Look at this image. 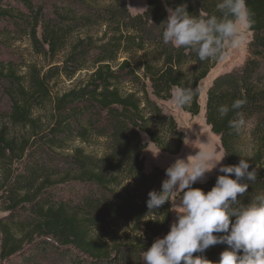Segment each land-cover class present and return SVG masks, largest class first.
<instances>
[{
  "label": "trees",
  "instance_id": "obj_1",
  "mask_svg": "<svg viewBox=\"0 0 264 264\" xmlns=\"http://www.w3.org/2000/svg\"><path fill=\"white\" fill-rule=\"evenodd\" d=\"M219 2L147 0L146 11L132 17L122 0L104 8L99 0H0V201L7 214L0 219V264H142V252L168 234L172 202L158 211L147 207L163 174L145 173L143 135L172 154L181 152L184 136L151 98L147 81L161 101L172 98L175 86L193 89L191 103L181 108L200 114L201 83L219 60L200 61L190 48L163 43L161 24L166 8L179 5L191 15L220 16ZM246 5L249 56L212 82L205 106L226 165L244 158L249 170L257 169L256 181L238 194L244 205L264 193V0ZM25 40L46 66L15 54V44ZM148 46L158 58L143 64V75L130 60L119 62L121 54ZM82 71L91 72L55 92L56 81ZM235 99L243 107L221 118L218 107L230 108ZM237 111L245 118L239 132L228 124ZM218 176L192 187L207 193ZM226 247L193 255L217 261Z\"/></svg>",
  "mask_w": 264,
  "mask_h": 264
},
{
  "label": "clouds",
  "instance_id": "obj_2",
  "mask_svg": "<svg viewBox=\"0 0 264 264\" xmlns=\"http://www.w3.org/2000/svg\"><path fill=\"white\" fill-rule=\"evenodd\" d=\"M216 7L220 16L191 15L186 5L174 10L166 8L168 16L161 24L163 43L190 48L200 61L223 60L229 50L244 43L241 25L250 22V13L246 0H220ZM193 95V89L187 87L175 86L171 90L172 101L178 107L189 105ZM243 104V100L235 99L230 108L221 105L217 111L223 118L230 110L241 109ZM228 124L239 132L245 125L243 113L237 111ZM224 157L202 149L197 155L187 160L177 159L167 167L161 190L148 193L147 207L150 212L158 211L172 201L177 218L167 235L156 238L142 252L144 264H181L182 261L183 264H264V193L254 195L247 205L238 199V194L247 192L248 182L256 181L257 169L249 170V161L242 158L238 164L220 166L219 172L224 174L217 177L207 193L192 187ZM176 193L182 194L178 203L171 199ZM217 244L227 245L217 261L193 255Z\"/></svg>",
  "mask_w": 264,
  "mask_h": 264
},
{
  "label": "rangeland",
  "instance_id": "obj_3",
  "mask_svg": "<svg viewBox=\"0 0 264 264\" xmlns=\"http://www.w3.org/2000/svg\"><path fill=\"white\" fill-rule=\"evenodd\" d=\"M100 6L104 8L105 6L113 5V0H99ZM126 3L129 14L132 17L143 14L147 9V0H122ZM104 29V28H103ZM241 29L244 33V43L238 49L229 50L226 54V57L223 60H219L215 63L210 75L206 80L201 83L200 91L201 97L199 100L201 106V112L198 116H192L189 113L182 110L181 107L176 106L172 98L168 101L157 100L152 93L151 84L147 81V89L153 100H155L158 105L162 108L165 115L174 118L176 121L179 131L183 133L184 143L182 150L179 154H172L165 152L157 148L153 143L149 141V138L143 135V140L148 144L147 149L143 153L144 157V168L145 173L148 176H153L157 171L163 174V180L166 179L165 171L167 167L173 164L177 159H185L189 156H195L199 153L200 150L205 149L213 151L217 156H225L223 147L220 142V138L212 133L211 128L206 124L205 120V106H206V93L211 86L212 82L219 76L231 73L235 70H239L249 56L248 45L252 40V33L249 31V25H241ZM103 30L100 31L99 37L102 36ZM15 54L22 59L27 61L36 62L39 66H46L47 61L35 57L34 52L31 49V46L27 40L15 44ZM158 52L154 50L151 46H148L144 52H136L132 54H121L119 57V62H122L124 59L130 60L133 68L140 74L143 75L144 69L143 64L148 62L157 61ZM63 54L59 57L57 64L62 62ZM91 71H82L76 75L74 79L67 80L61 78L60 81H56V93H63L70 88L74 87L76 83L81 80H85ZM129 89V88H128ZM4 99L0 95V108H3ZM47 120V119H46ZM96 150V149H95ZM101 154L104 148L100 151ZM226 165V158L217 165L212 171L205 174V177L202 180H198L196 184H204L209 180L215 178L216 176L222 174L219 172V167ZM2 195V193L0 194ZM181 193H176L172 197V200L176 203L179 202ZM172 202V201H171ZM173 207L172 202V219L171 224L176 220L177 213ZM7 214L2 211L1 201H0V219L6 217ZM142 264H144L142 260Z\"/></svg>",
  "mask_w": 264,
  "mask_h": 264
}]
</instances>
